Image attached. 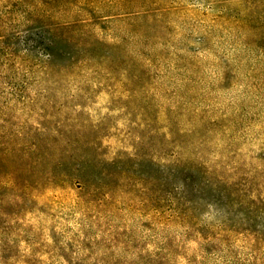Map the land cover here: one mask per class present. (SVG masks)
<instances>
[{"label":"rangeland","instance_id":"1","mask_svg":"<svg viewBox=\"0 0 264 264\" xmlns=\"http://www.w3.org/2000/svg\"><path fill=\"white\" fill-rule=\"evenodd\" d=\"M0 264H264V0H0Z\"/></svg>","mask_w":264,"mask_h":264}]
</instances>
